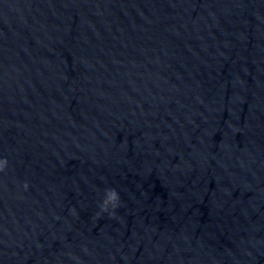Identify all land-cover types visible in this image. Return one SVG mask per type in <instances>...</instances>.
I'll use <instances>...</instances> for the list:
<instances>
[{"label":"water","instance_id":"obj_1","mask_svg":"<svg viewBox=\"0 0 264 264\" xmlns=\"http://www.w3.org/2000/svg\"><path fill=\"white\" fill-rule=\"evenodd\" d=\"M4 160L0 264H264V0H0Z\"/></svg>","mask_w":264,"mask_h":264},{"label":"clouds","instance_id":"obj_2","mask_svg":"<svg viewBox=\"0 0 264 264\" xmlns=\"http://www.w3.org/2000/svg\"><path fill=\"white\" fill-rule=\"evenodd\" d=\"M7 161H0V171L6 167ZM25 190L27 189V185H24ZM120 205V196L119 193L114 189H108L105 191L103 195L102 202L100 204V213H107L110 216H113V213L118 209Z\"/></svg>","mask_w":264,"mask_h":264}]
</instances>
